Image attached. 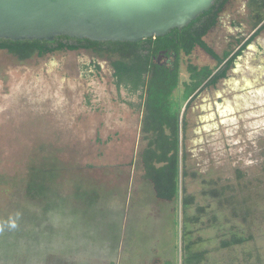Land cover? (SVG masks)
<instances>
[{
  "label": "rangeland",
  "instance_id": "rangeland-1",
  "mask_svg": "<svg viewBox=\"0 0 264 264\" xmlns=\"http://www.w3.org/2000/svg\"><path fill=\"white\" fill-rule=\"evenodd\" d=\"M240 8L227 11L205 36L221 55L238 49L239 23L254 31L256 14L250 19ZM240 56L228 79L204 87L182 111L183 186L194 195L188 212L206 208L198 223H185L201 240L189 243L178 233L177 213L153 206L139 161L147 144L141 99L116 85L113 58L80 49L21 60L0 49V237L25 226L19 239L6 236L14 237L18 253L0 246V264H153L157 256L159 264H264V29ZM189 63L217 64L196 46L181 56L182 81L189 80ZM34 176L53 196L45 189L33 197ZM224 187L221 198L236 196L243 202L234 205L239 212L250 208L246 217H235L211 195ZM51 202L56 217L47 213ZM28 224L42 235L40 251L28 248ZM232 233L248 240L221 247ZM203 249L207 257L199 259Z\"/></svg>",
  "mask_w": 264,
  "mask_h": 264
},
{
  "label": "trees",
  "instance_id": "trees-1",
  "mask_svg": "<svg viewBox=\"0 0 264 264\" xmlns=\"http://www.w3.org/2000/svg\"><path fill=\"white\" fill-rule=\"evenodd\" d=\"M224 1L215 0L208 11L200 14L181 30L176 28L166 35L145 38L140 41H97L68 35L56 36L52 41L46 39H0V49H7L21 60L34 55L44 56L48 53L80 49H90L100 56L113 58L111 65L116 85L119 88H125L133 95H139L141 99L139 106L143 109L142 133L145 135L144 139L147 140V144L141 150L139 161L142 165L143 177L150 183L149 185L154 191V199L157 200H155L156 202H154L153 206L164 204L163 208L158 209L159 212L162 213L165 210H169V212H174L175 216L177 213V217L179 216L180 220V222L178 221L180 225L178 233H181L183 240L186 235L189 243H197L201 240H196L192 237L193 227L187 230L185 223L186 221H191L193 224L198 223L200 217L206 212V208L198 206L195 213L189 214L188 212L194 203V195L186 194V186H183V177L188 174L186 166L183 165L186 155L182 150V132L185 131L187 125L185 121H183L184 128L181 125L183 108L189 105L187 100L194 92L204 86H216L221 79L225 78L229 69L233 67L236 58L243 54L245 48L264 29V25L259 27L245 43L238 47L232 56L233 50L224 51L222 55L219 54L206 41L205 36L219 24L220 5H223ZM263 17L264 15L257 17L255 26L262 21ZM196 46L203 49L216 60V67L207 65L200 67L189 63V80L182 81L180 75L181 56L182 54L190 55ZM164 51L165 53L173 52L176 55L172 63L166 64L163 61H158V57L165 54ZM95 68L99 69V65H96ZM180 86L181 91L177 93L176 90ZM33 180L30 186L31 193L33 197L40 198L39 196H43L46 188L42 185V178L34 176ZM225 188H213L210 193L213 197L219 199L221 204L227 203L232 209V215L235 217L240 215L246 217L250 208L244 207L243 211L239 212L234 205H240L243 202L237 199L236 196L230 195L229 197L221 198L225 193ZM46 192L47 195L51 194L53 196L54 192L50 190L48 192L47 189ZM53 202L50 204L52 206L51 211H49V208L47 209V213H51L52 216L55 213L54 209L56 206ZM46 206L49 207V204ZM39 208H41V205ZM41 209L43 211V208ZM38 210H30V212L26 213V223L30 215L33 220L35 219V215L39 213ZM213 217L216 219V215ZM181 220L182 224H180ZM36 223L34 221L35 225ZM4 228L6 229V227ZM13 229L14 231L10 233L5 232L4 239L7 238L6 240L0 237L1 248L6 247L3 249L12 256H14V253H18V246L12 240L14 237L6 236L15 234L16 238L19 239V235L24 232L25 226L21 225ZM39 235L40 233L38 234L35 226H29V224L28 228L26 226V237L32 239L31 242H27L29 243L28 248L32 252L39 250L37 241L39 237L42 238V235ZM174 236L176 237V230L174 231ZM247 240V237L232 233L230 238L221 241V247L228 248L244 243ZM183 247H188L185 241L183 242ZM207 253V249H203L197 257L205 259ZM182 257L183 262L184 255ZM6 259L10 261L8 257ZM155 259L156 262H161L160 256L155 257Z\"/></svg>",
  "mask_w": 264,
  "mask_h": 264
},
{
  "label": "water",
  "instance_id": "water-1",
  "mask_svg": "<svg viewBox=\"0 0 264 264\" xmlns=\"http://www.w3.org/2000/svg\"><path fill=\"white\" fill-rule=\"evenodd\" d=\"M215 0H0V39L140 41L188 26ZM165 53V51H164Z\"/></svg>",
  "mask_w": 264,
  "mask_h": 264
},
{
  "label": "flooded vegetation",
  "instance_id": "flooded-vegetation-1",
  "mask_svg": "<svg viewBox=\"0 0 264 264\" xmlns=\"http://www.w3.org/2000/svg\"><path fill=\"white\" fill-rule=\"evenodd\" d=\"M236 4L238 5H241V8H240V10H237V12H241L242 10V12H244V11H246V12H248V16H249V18L250 19H252L253 17V15H255L256 14V18L259 16V15H264L263 14V12H264V0H225L224 1V3H223V5L221 4L220 5V7H221V9H220V11H219V23H221V19H222V17L226 14V12L227 11H230V10H232L235 6H236ZM230 28H236V25H237V22H235V20L234 19H231V22H230ZM264 25V17H263V19H262V21L260 22V23H258V25H256L255 26V24L253 25L254 26V31H252L251 32V34H250V32L249 33H247V32H245L244 30V24L243 23H239L238 25H237V27H238V30L239 31H237V33H235V35H234V37L233 38H235L236 39V44H237V47L236 48H238L239 46H241L243 43H245V41L248 39V38H250L252 35H253V33L259 28V27H261V26H263ZM216 27H218V26H216ZM216 27H214L213 29H211L210 31H209V33L211 32V31H213ZM232 30V29H231ZM208 33V34H209ZM240 40V41H239ZM240 43H239V42ZM7 50V49H6ZM237 50V49H236ZM236 50H233L232 51V53H231V56L234 54V52L236 51ZM239 57H241V56H238L237 58H236V60L239 58ZM175 58H176V55L173 53V52H166L165 54H163V55H161V56H159L158 57V61H163V62H165L166 64H170V63H172L174 60H175ZM236 67H239L238 66V64H237V61H235V63H234V65H233V67L232 68H230L229 70H231V69H233V68H236ZM230 76H229V71H228V73H227V76L225 77V79H228ZM203 87V86H202ZM205 87V86H204ZM203 87V88H204ZM121 88H123V87H121ZM120 88V89H121ZM203 88H201V89H199V90H197L196 92H194L192 95H191V97L187 100V103H190V100H192L196 95H197V93L199 92V91H201ZM141 112L143 113V109L141 108ZM210 121H211V118L209 119ZM209 125V124H208ZM208 125H206V126H208Z\"/></svg>",
  "mask_w": 264,
  "mask_h": 264
},
{
  "label": "crops",
  "instance_id": "crops-1",
  "mask_svg": "<svg viewBox=\"0 0 264 264\" xmlns=\"http://www.w3.org/2000/svg\"><path fill=\"white\" fill-rule=\"evenodd\" d=\"M254 46H255V45H254ZM252 47H253V46H252ZM259 47H260V46H259ZM240 58H241V57H239L238 60H239ZM155 260H156V259H155ZM125 262H126V261H124V260L122 259L121 263L126 264ZM155 262H156V261H155ZM121 263H120V264H121ZM130 264H131V263H130ZM153 264H159V262H156V263H153Z\"/></svg>",
  "mask_w": 264,
  "mask_h": 264
}]
</instances>
